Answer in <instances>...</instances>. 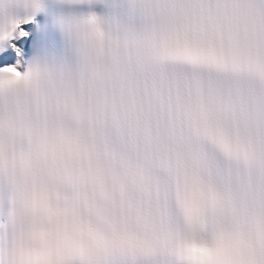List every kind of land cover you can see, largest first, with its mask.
<instances>
[{"label":"snow or ice","instance_id":"1","mask_svg":"<svg viewBox=\"0 0 264 264\" xmlns=\"http://www.w3.org/2000/svg\"><path fill=\"white\" fill-rule=\"evenodd\" d=\"M38 194L97 220L58 264H264V0H0V264Z\"/></svg>","mask_w":264,"mask_h":264},{"label":"clouds","instance_id":"2","mask_svg":"<svg viewBox=\"0 0 264 264\" xmlns=\"http://www.w3.org/2000/svg\"><path fill=\"white\" fill-rule=\"evenodd\" d=\"M97 220L74 202L38 194L20 218L13 238L18 264H58L62 254L97 243ZM239 237L221 232L211 247L191 245L198 264H240Z\"/></svg>","mask_w":264,"mask_h":264}]
</instances>
